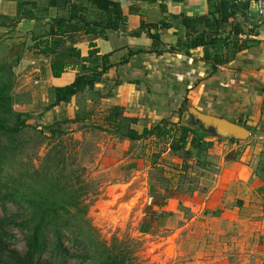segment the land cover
Instances as JSON below:
<instances>
[{
	"label": "crops",
	"instance_id": "1",
	"mask_svg": "<svg viewBox=\"0 0 264 264\" xmlns=\"http://www.w3.org/2000/svg\"><path fill=\"white\" fill-rule=\"evenodd\" d=\"M49 1L53 4L45 10ZM58 1L0 0V15L6 17L15 16L17 2H35L38 6L32 9L35 19L21 20L14 28H0V48L6 52L5 59L10 61L21 55L12 69V95L22 103L20 107L15 106L20 113H44L53 100L52 89L70 84L77 74V70L68 69L53 78L50 58L43 59L35 50H30L36 43L34 38L44 36L50 20L63 13L54 6ZM65 1L68 5L80 2ZM112 1L119 4L124 16V32H110L106 41L85 35L81 24L72 21L67 24L63 47L71 45L84 60L88 44L93 43L99 55L115 50L111 60L116 63L128 49L149 50L152 46L149 35L155 33L159 36L158 50L168 51L178 43L186 48L201 38L214 44L213 48L208 45L211 56L227 61L209 78V65L202 60V47L190 49L188 55L183 51L165 52L160 59L149 54L142 63L127 64L129 73L150 88L143 84L118 86L115 97L133 110L129 117L157 121L169 107H178L186 98L188 108L236 121L249 132L246 141L210 138L206 161L211 185L203 191L196 187L192 194L176 193L158 205L148 196V187L136 191L134 208H138L140 229L148 235L166 229L169 236H175L173 252L165 257L166 263L264 264V172L260 175L256 168V162H264V20L257 16L249 0ZM182 19L193 24L185 28ZM142 23L155 26V30L131 34ZM160 23L166 26L161 28ZM107 76L114 78L116 70ZM93 99L88 94L72 98L67 105L69 118L73 119ZM141 141L139 153L132 157L134 170L142 167L140 163L147 164L161 145L166 161L181 163L169 154L164 141L155 138ZM141 141L122 143L138 145ZM149 191L158 193L159 189L149 185Z\"/></svg>",
	"mask_w": 264,
	"mask_h": 264
},
{
	"label": "trees",
	"instance_id": "2",
	"mask_svg": "<svg viewBox=\"0 0 264 264\" xmlns=\"http://www.w3.org/2000/svg\"><path fill=\"white\" fill-rule=\"evenodd\" d=\"M83 1L85 6H82ZM83 1L71 5L65 0L56 2L54 6L63 13L50 20L44 36L34 38L36 43L30 48L43 59L50 58L49 68L53 78L60 77L68 69L77 70L73 82L52 89L53 100L39 115L38 126L29 125V118L14 108L12 69L21 55L10 61H0V264H69L72 260H78L80 264H127L126 257L115 246L117 243L107 247L91 226L87 218L89 184L81 168L71 169L74 161L70 159L64 141H48V150L37 167L33 166L32 158L44 143L42 140L47 138L46 135L59 139L66 134L67 126L84 123L114 136L116 148L124 140L139 142L155 138L164 141L169 154L181 163L173 164L171 173L167 174L159 163L161 153L151 155V168L158 175L155 184L159 192L150 195L155 205L171 195L192 194L197 183L191 182L190 174L209 168L206 156L211 146L210 138L220 140L204 131L191 118L183 121L188 110L186 98L180 101L178 107H169L159 120L150 121L129 117L133 110L115 97L118 86L122 84H143L150 89L146 82L129 73L130 67L126 66L142 63L149 54L160 59L165 52L183 51L188 55L190 49L202 47V60L209 65L207 77L215 74L217 67L227 61L210 55L208 45L213 48L214 44L199 38L186 48H181L178 43L175 48L162 51L157 49L159 36L154 33L149 35L152 40L149 50L128 49L116 63L111 60L115 50L99 55L93 43L88 44L87 57L82 60L79 51L71 45L63 47L67 24L77 21L85 35L106 41L110 32L125 31L119 4L112 0ZM52 4L49 1L44 9ZM37 7L35 2H17L15 16L0 15V28H14L21 20L35 19L32 9ZM181 21L185 28L193 24L188 19ZM165 26L160 23L161 28ZM152 29L155 30V26L142 23L138 31L131 34ZM114 69L116 76L109 79L107 74ZM86 94L90 98L93 95L94 99L84 104L80 113L70 119L68 103L72 98ZM231 123L240 126L236 121ZM28 131L32 134L26 137ZM37 139L41 141H35ZM125 156L126 153L120 154L121 158ZM190 184L194 186L189 187ZM13 230L23 238L22 253L6 246L7 239L14 238Z\"/></svg>",
	"mask_w": 264,
	"mask_h": 264
},
{
	"label": "rangeland",
	"instance_id": "3",
	"mask_svg": "<svg viewBox=\"0 0 264 264\" xmlns=\"http://www.w3.org/2000/svg\"><path fill=\"white\" fill-rule=\"evenodd\" d=\"M5 55L4 48H0V61L5 60ZM21 105L22 103L14 98L16 111L20 110L15 106ZM23 114L29 118L27 121L29 125H39V115ZM80 124L67 126L66 134L59 139L46 135L47 138L42 140L44 143L32 158L33 166L37 167L48 150V141H64L67 153L74 161L71 169L81 168L82 175L89 184L87 201L90 207L87 218L96 230L98 238L107 247L116 242L115 246L118 252L126 257L127 264H172L166 263L165 257L172 255V242L175 236H169L166 229L156 231L152 235L146 234L139 227L138 208H134L136 191L148 187V196L153 194V191H149V185L156 186L155 179L158 177L151 168L152 159L147 161V164L140 163L142 167L134 170L136 165L132 157L139 153L143 141L138 145L124 142L116 148L114 136L98 131L93 126ZM30 134L32 133L28 131L26 137ZM162 148L161 145L156 154L161 153L159 163L166 169L167 174H170L171 166L175 163L168 162L162 157ZM121 153H126V156L121 158ZM256 165L261 175L264 172V162H256ZM193 174L189 176L191 182L197 183L196 186L202 191L205 186L211 185L210 171L207 169L197 170ZM191 185L194 186L190 184L189 187ZM12 234L14 238L7 239L6 246L22 253L24 251L22 236L16 230H13ZM69 264L80 263L78 260H72Z\"/></svg>",
	"mask_w": 264,
	"mask_h": 264
},
{
	"label": "water",
	"instance_id": "4",
	"mask_svg": "<svg viewBox=\"0 0 264 264\" xmlns=\"http://www.w3.org/2000/svg\"><path fill=\"white\" fill-rule=\"evenodd\" d=\"M202 127V129L214 137L220 139H233V140H246L249 136V132L230 121L209 116L197 111L194 108H188L184 114V119H190Z\"/></svg>",
	"mask_w": 264,
	"mask_h": 264
},
{
	"label": "built area",
	"instance_id": "5",
	"mask_svg": "<svg viewBox=\"0 0 264 264\" xmlns=\"http://www.w3.org/2000/svg\"><path fill=\"white\" fill-rule=\"evenodd\" d=\"M254 6L255 12L260 19L264 20V0H249ZM264 115V109H263Z\"/></svg>",
	"mask_w": 264,
	"mask_h": 264
}]
</instances>
